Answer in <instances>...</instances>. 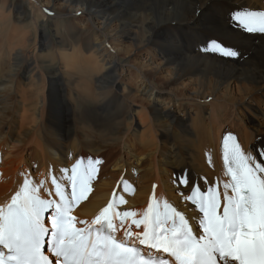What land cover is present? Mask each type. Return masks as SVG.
I'll return each mask as SVG.
<instances>
[{"label":"bare ground","instance_id":"obj_1","mask_svg":"<svg viewBox=\"0 0 264 264\" xmlns=\"http://www.w3.org/2000/svg\"><path fill=\"white\" fill-rule=\"evenodd\" d=\"M228 1L0 0V56L6 60L0 64V205L25 179L41 194L49 177L69 179L85 150L96 157L108 151L107 170H100L92 191L71 211L77 220H90L116 188L123 197L117 211L139 218L153 195L192 220L197 213L186 199L192 187L224 191L219 148L224 131L236 132L256 162L264 161V137L255 142L264 135V33L248 32L232 19L237 13L259 17L264 0ZM78 11L86 18L82 24L66 17ZM26 13L32 19L25 25ZM38 21L39 29L59 38L53 45L40 43L46 58L28 53L36 46ZM198 29L202 42L210 33L239 55L185 50V34ZM136 50L148 59L133 57ZM66 75L65 85L71 84L65 95L59 81ZM45 76L48 88L40 84ZM74 91L82 115L57 113ZM134 103L140 110L130 108ZM185 105L199 111L179 115ZM196 114L201 116L192 119ZM78 123L87 132L83 142L74 140ZM29 145H35L28 152L35 169L25 156ZM173 173L176 185L170 182Z\"/></svg>","mask_w":264,"mask_h":264},{"label":"snow or ice","instance_id":"obj_2","mask_svg":"<svg viewBox=\"0 0 264 264\" xmlns=\"http://www.w3.org/2000/svg\"><path fill=\"white\" fill-rule=\"evenodd\" d=\"M232 19L248 32L264 33V14ZM202 47L227 58L239 55L215 37ZM222 154L229 177L224 191L192 187L186 197L198 223L154 197L139 218L117 211L113 198L90 223L77 220L72 205L86 198L98 161L72 166L70 193L53 177L55 202L41 198L25 179L0 207V264H264V161L257 163L232 135L223 137Z\"/></svg>","mask_w":264,"mask_h":264},{"label":"rangeland","instance_id":"obj_3","mask_svg":"<svg viewBox=\"0 0 264 264\" xmlns=\"http://www.w3.org/2000/svg\"><path fill=\"white\" fill-rule=\"evenodd\" d=\"M14 1H21V0H14ZM51 1H53V0H51ZM56 2H58V0H56ZM230 4V1H228V0H226V3L225 4ZM17 8V7H16ZM45 8H46V10H45ZM54 7H51V6H49L48 7V11L50 10V11H52V9H53ZM41 9V11H42V13L43 14H46L47 15V7H44V8H40ZM54 10V9H53ZM79 13L78 14H76V15H73V16H66V17H71V18H73V19H77L78 21H77V23L78 24H82L81 22H84L85 21V17H84V15H82L83 13L82 12H80V11H78ZM49 13V12H48ZM29 19H32V18H29V14L28 13H26V19L24 20V24L26 25L27 24V22L29 21ZM12 22L14 23V25L16 26V19H12ZM43 22V21H42ZM42 22L41 21H38V26H37V30H36V37H35V39H36V41H35V43H36V46L33 48V47H30V50H28L29 52L28 53H33L34 51V53L35 54H41V55H44L45 56V58H46V55H45V53H46V50H41L40 49V43H42V42H44L45 40L46 41H49L52 45H53V43H54V41H56V40H58L59 38L57 37V38H54V40H53V38H52V34L53 33H55V32H48V28L47 29H45V30H42V29H39L40 28V26H41V24H42ZM49 23V25L52 27V29H54V25H52V23L51 22H48ZM54 23V22H53ZM3 27V24L1 25V28ZM55 30V29H54ZM43 31H45V33H46V38L44 37V35H43ZM205 37H206V35H205ZM208 37L209 38H211L212 37V35L210 34V33H208ZM184 38H185V42H186V45H185V50H190V51H192V52H195V53H198V54H200V55H202V29H198V30H193V31H189L187 34H185V36H184ZM32 41V39L30 38V40L28 39V42H31ZM30 46H32V45H30ZM4 49L2 48V49H0V51H3ZM26 53H27V51H26ZM136 54H134L133 55V57H136V59H143V58H147L148 59V57L146 56V55H148L146 52H144V51H137L136 50V52H135ZM2 56H0V64L1 63H6V60L2 57ZM1 59H2V61H1ZM3 70H2V68L0 67V75H2L3 74V72H2ZM75 75V74H74ZM46 77V76H45ZM61 77H62V74H61ZM60 77V81H59V84H61V82H62V80L61 79H63V82L64 81H66V79L68 78V76L66 75V77L65 76H63V78H61ZM76 77V76H75ZM126 77H127V75H126ZM48 78L46 77L45 79L43 78H41V80H40V84H41V86H47V88L49 87L48 86V84H47V80ZM69 79V78H68ZM46 82V83H45ZM75 82V80L73 79V81H72V83H74ZM75 83H77V82H75ZM71 84V83H70ZM69 84V85H70ZM69 85H68V87L65 85V82H64V84L63 85H61L60 87H62L63 89H64V93H65V95H66V93H67V89L69 88ZM73 85V84H72ZM72 87V86H71ZM73 91V90H72ZM94 91V92H93ZM92 92L93 93H95V89H94V86L92 87ZM76 93L77 92H70V97H71V99H68V100H70L69 102L66 100V101H64V102H62L61 104H62V109L60 108H58V109H55V111L57 112V113H61L62 111L64 112V113H68L69 114V117H75L76 115H78V116H81L82 115V113H83V110L79 107L80 105L79 104H76L77 105V107H75L76 105L73 103V99L75 98V95H76ZM115 94H116V92H115ZM254 101V99H251V102H253ZM119 101H117V103H118ZM198 102V101H197ZM205 102H208V101H206L205 100ZM132 103V102H131ZM65 104V105H64ZM72 104V105H71ZM125 104V103H124ZM135 105H139V104H136V103H134V104H131V107L130 108H132V110L133 111H138V110H140V108H138V107H136ZM124 106V108H123V111H127V107L125 106V105H123ZM197 105H195V106H192V105H185V106H180V108H179V115H182L183 113H185L186 114V116H189L187 113L189 112V114L191 115L192 113L191 112H194V111H199V109L196 107ZM67 107V108H66ZM116 107V105L113 107V108H115ZM138 108V109H137ZM76 109V110H75ZM105 108H103V110H104ZM106 110V109H105ZM131 110V109H130ZM77 111V112H76ZM75 114H74V113ZM56 113V114H57ZM105 115H107V114H105ZM197 116H201V115H192V119L194 118V117H197ZM250 119H253V117H251ZM77 122H78V120H77ZM254 122H257L256 120H254ZM78 127V128H77ZM76 128H75V133H77V137L74 139L76 142H79V140H81L82 142L84 141V140H86L88 137H87V135H86V131H83L85 128L83 127V126H80V124L78 123V126H77ZM17 128V127H16ZM84 128V129H83ZM92 131H93V129H91ZM50 131V130H49ZM79 132V133H78ZM84 132V133H83ZM82 133V134H81ZM98 133V132H97ZM264 133V132H263ZM85 134V135H84ZM89 134V133H88ZM92 134H93V137H95V133H93L92 132ZM78 135H80V137L78 136ZM81 136H82V138H81ZM84 136V137H83ZM86 136V137H85ZM259 136V137H258ZM258 136H256V137H258V138H256L255 139V142H257L258 144H260V143H262V141H263V137H264V135L262 134V133H260V134H258ZM89 137H91V135L89 134ZM156 137V141H157V143L159 144V136L157 135V136H155ZM80 138V139H79ZM94 140H96V141H98V138L96 139V138H93ZM74 140H72V141H74ZM72 141H70V142H68V143H66V145H69ZM103 142H101V144H102ZM161 144V148L162 149H166V146H167V144L165 143V142H163V144L162 143H160ZM34 147H35V145H29V146H27V148H26V157H28V159H29V162H30V168L32 167V168H34L35 169V164H33V162L31 161V157H30V155L28 154V152H31L33 149H34ZM117 148H115V149H113V150H111V153L114 155V154H116L117 153ZM81 153H83V151H81ZM86 153V154H85ZM106 153H108V151H106V152H103V153H100L99 155H97V157L96 156H93L92 155V153H90V151H87V150H85L84 151V154H82V156L83 157H85V159L83 160L82 158H81V161L83 162V165H84V163H88L89 162V160H91V161H94V163L95 162H97L98 161V163H95V166H96V168H99L100 170H102V168H103V170L104 171H106L107 170V162L109 161V159H107V157L105 156V154ZM28 155V156H27ZM89 155V156H88ZM103 156V157H102ZM89 158V159H88ZM94 158H96L95 160H94ZM46 160H47V158H45ZM29 164V163H28ZM28 167V166H27ZM108 170H110V167L108 168ZM100 174V173H99ZM177 175H176V173H173L172 174V176H170V182L173 184L174 183V185H176V177ZM10 177V175L8 176V178ZM175 178V180H174V178ZM8 178H6V179H8ZM173 179V180H172ZM174 185L172 186V189L174 188ZM176 187V186H175ZM174 192L176 193V190L174 189Z\"/></svg>","mask_w":264,"mask_h":264}]
</instances>
